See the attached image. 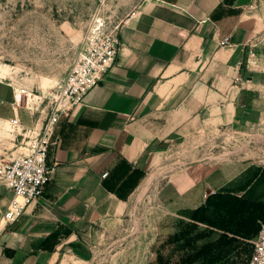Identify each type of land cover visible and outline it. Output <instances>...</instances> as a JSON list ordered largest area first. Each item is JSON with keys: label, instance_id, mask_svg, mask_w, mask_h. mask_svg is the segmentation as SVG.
<instances>
[{"label": "crops", "instance_id": "obj_1", "mask_svg": "<svg viewBox=\"0 0 264 264\" xmlns=\"http://www.w3.org/2000/svg\"><path fill=\"white\" fill-rule=\"evenodd\" d=\"M118 31L115 64L56 126L49 157L58 165L43 196L0 223V264H90L118 251L129 203L171 143L197 144L263 118L264 0H138ZM227 36L231 44L221 45ZM11 91L0 103L13 104ZM14 116L34 125L23 107L0 118ZM246 169L196 162L169 175L150 233L171 214H193ZM249 187L230 193L250 201ZM12 197L0 181V218Z\"/></svg>", "mask_w": 264, "mask_h": 264}, {"label": "rangeland", "instance_id": "obj_2", "mask_svg": "<svg viewBox=\"0 0 264 264\" xmlns=\"http://www.w3.org/2000/svg\"><path fill=\"white\" fill-rule=\"evenodd\" d=\"M137 1L0 0V94L12 98L11 90L15 85H24L41 96L47 94L69 71L88 26L99 19L107 30L118 31ZM16 107L23 106H17L15 98L11 105L0 103L1 117H6ZM263 118L256 125L253 122L251 128L232 127L230 134L219 131L213 139L197 144L192 140L171 143L161 155L160 166L154 172L150 171H160L152 189L140 200L134 199L129 203L126 217L128 230H125L121 247L108 254H95L96 259L90 264H158V254L164 255L168 264H186L184 258L194 255L204 246L210 247L208 256L190 260L187 264H250L264 213L253 205L243 217L254 216L256 212L259 214L256 222L249 229L235 234L228 227L224 229L215 225L220 217L226 218L223 222L226 226H231L232 221L231 215L215 203L218 202V194L227 196L232 194L230 191L240 192L250 186L247 193L250 201L264 204ZM11 138L9 122L0 118V146L11 148ZM15 149L12 148L9 153ZM6 151H2L0 159L9 155ZM223 151L235 153L228 158L203 160ZM196 162L207 165L238 164L247 168V175L241 174L233 182L234 185L217 189L213 204L207 201L203 204L205 211L196 210L193 214L190 211L187 216L169 215L162 221L159 235L155 237L150 231L152 226L157 230L163 213L159 192L162 185L169 175L185 168L186 164ZM185 232L186 237L179 242L173 241L176 234ZM222 235L236 241H225L221 245L219 240ZM210 245L229 247L222 249L219 255V248Z\"/></svg>", "mask_w": 264, "mask_h": 264}, {"label": "built area", "instance_id": "obj_3", "mask_svg": "<svg viewBox=\"0 0 264 264\" xmlns=\"http://www.w3.org/2000/svg\"><path fill=\"white\" fill-rule=\"evenodd\" d=\"M230 44L229 36L221 40V45ZM255 46L251 44L250 59L256 56ZM121 48L119 31L107 30L104 22L97 19L86 29L69 71L47 94H35L24 85L13 86L17 106L31 112L34 125L23 126L18 116L9 120L13 146L1 145L0 155L3 150L8 154L12 148L16 149L0 159V181L13 192V197L0 221L15 222L29 204L43 196L58 165L49 157L57 124L84 104L86 95L115 64ZM250 264H264V220Z\"/></svg>", "mask_w": 264, "mask_h": 264}, {"label": "trees", "instance_id": "obj_4", "mask_svg": "<svg viewBox=\"0 0 264 264\" xmlns=\"http://www.w3.org/2000/svg\"><path fill=\"white\" fill-rule=\"evenodd\" d=\"M217 193L211 194L208 196L207 198V202L210 204H213V199L214 196ZM218 202H216V205H219L222 209H225L227 211V213H229V215H231L230 217L232 218L230 224L231 226H226L225 223V219L223 218H219L217 222H215V225L218 227H224V229H226L227 227L231 230H233L232 232L235 234H238L239 231L242 232L243 230H247L251 227V225L256 222L257 217L259 216L258 213L255 212L254 216H248V218H244V214L249 211L253 205H255L257 208L256 210H260V212L264 213V204L263 203H258L255 204L252 201H249L245 198H240L236 195L233 194H229L227 196H223L218 194ZM206 210V207L204 205L200 206L197 211L198 212H203ZM233 215V216H232ZM202 219L204 217H201ZM201 219V220H202ZM224 222V223H223ZM222 223V224H221ZM188 232V231H187ZM187 232L183 233V234H176L175 239L173 241L179 242L180 239L182 237H186L185 235L187 234ZM225 241L227 243H233L235 240V238H230L226 235H222V237L219 240V243L221 245L225 244ZM213 246L215 248H219L220 252L219 255L222 254V249H227L229 246H214V245H210ZM210 251V247L209 246H204L203 248H201L200 250H198L194 255L192 256H187L186 258H184V262L187 264L188 261H196L198 259H200L201 257H207L208 256V252ZM157 262L158 264H168L166 257L162 254H158L157 257Z\"/></svg>", "mask_w": 264, "mask_h": 264}, {"label": "bare ground", "instance_id": "obj_5", "mask_svg": "<svg viewBox=\"0 0 264 264\" xmlns=\"http://www.w3.org/2000/svg\"><path fill=\"white\" fill-rule=\"evenodd\" d=\"M261 135V134H260ZM238 151V150H237ZM224 152V151H223ZM235 151H231V152H224V153H219V154H214V155H210L205 157L203 160H214L216 158H228L227 156L234 154ZM202 161V160H201ZM155 171V170H154ZM159 172L153 173L151 174L143 183V185L141 186V188L139 189V191L137 192V198L138 200H140L143 195H145L146 193H148L152 187L154 186V184L156 183L157 178H159ZM159 176V177H158ZM5 220L0 221V223H2Z\"/></svg>", "mask_w": 264, "mask_h": 264}]
</instances>
